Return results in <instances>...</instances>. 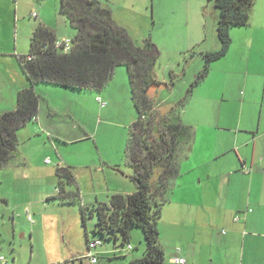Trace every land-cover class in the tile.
<instances>
[{"label":"rangeland","instance_id":"obj_1","mask_svg":"<svg viewBox=\"0 0 264 264\" xmlns=\"http://www.w3.org/2000/svg\"><path fill=\"white\" fill-rule=\"evenodd\" d=\"M101 1L110 6L114 20L127 29L137 44L150 41L149 45L156 49L152 66L144 76L146 93L158 109L157 120L162 119L166 112L175 121L186 118L185 111L192 117L203 99L214 97L225 98L223 112L242 108L240 101L245 91L241 89L236 75L225 71L232 58L212 62L208 74L199 80L206 63L204 52L216 50L215 43L219 39L216 10L220 9L215 0ZM59 3V0H0V47L4 52H11L0 59L4 67L12 70L9 86H15L19 76L20 84L25 82L28 86L30 83L19 57L30 53L32 36L39 25L52 27L59 38L76 33L67 17L60 12ZM32 11H37L39 17H31ZM35 88L40 96L38 116L42 121V127H38L39 134L34 136L38 145L34 144V139L28 138L27 127L20 128L16 155L0 170V256H9L2 243L11 245L10 240L2 237V232L18 245H24L30 256L33 245L31 229H37L38 238L51 244V247L40 248L38 240L35 250L52 257V251L65 253L66 256L73 255V252L87 253L86 228L95 235L94 238L104 239L99 247L114 249V238H106L94 231L97 216L92 208L102 201H97L96 195L100 199L107 197L95 193V189H101L105 181L101 156L105 161L122 159L126 154L132 122L140 117L132 99L128 67L126 64L117 66L107 86L100 91L49 82H39ZM226 91L227 96H232H225ZM249 107L252 108V105ZM198 111H203L202 107ZM33 148L46 150L38 153L40 168L31 169L28 161L23 164L24 154H27V160L36 156L37 153L34 157L28 156ZM45 156L53 163L45 165L42 159ZM61 158L67 166H71L75 184H59L57 168L67 167L59 166ZM94 165L96 171L87 170ZM126 167L124 172L132 171L130 165ZM24 172H28V178H25ZM96 173L99 177L93 181ZM83 176L87 179V188L77 185L79 180L76 177L81 179ZM102 176L103 179L100 178ZM128 179L136 186L132 176ZM126 186L133 191V185ZM79 188L83 191V199L66 195L73 192L79 194ZM45 192L51 195L46 196ZM27 196L34 200L23 202ZM4 197L9 200H3ZM161 223L160 219L159 229ZM129 243L142 254L146 241L141 227L132 228L129 241L120 235L115 248L124 255L120 257L126 258L134 251L127 249ZM176 248L179 249L178 246ZM77 253L74 256H78ZM98 256L100 260L107 258Z\"/></svg>","mask_w":264,"mask_h":264},{"label":"crops","instance_id":"obj_2","mask_svg":"<svg viewBox=\"0 0 264 264\" xmlns=\"http://www.w3.org/2000/svg\"><path fill=\"white\" fill-rule=\"evenodd\" d=\"M216 14L218 22L220 11L216 10ZM231 38L229 52L222 58H232L225 71L236 75L241 89L245 91L239 111L223 112L225 98L215 97L203 99L202 104L195 103L201 105L196 106L192 117L185 111L186 118L176 121L168 112L157 120L158 109L152 101L149 111L146 110L147 119L159 126L153 130L155 135L148 139L147 147L161 154L152 165L150 182L154 197L162 202L159 243L164 250L165 264H264V0H254L248 25L233 26ZM220 46L221 42L217 39L215 49ZM10 54L0 47V57ZM1 61L0 114L16 107L18 92L27 86L25 82L20 84V76L15 86H9L12 70L4 67ZM147 97L149 101L152 98ZM251 105L252 108L249 107ZM201 107L203 111L199 112ZM30 122L25 127L28 138L33 140L39 134L42 121L38 116ZM34 144L38 145L35 139ZM53 146H56L55 141ZM33 149L29 150L31 153L28 156L34 157L37 153L36 156L27 160V154H24L23 164L28 161L31 169L40 168L38 153L46 150ZM147 149L142 152L143 155L147 154ZM46 157L42 158L45 165L53 163L52 160L47 162L49 157ZM101 160L105 181L101 189H95V183L93 189L95 193L107 197L100 199L96 195L97 201L102 200L98 203H108L113 194L136 191L137 186L128 179L134 170L129 163L127 147L122 159L105 161L101 156ZM157 160L159 162L155 165ZM61 165L67 166L62 158ZM125 165H130L132 171L124 172ZM67 167L70 169L71 166ZM87 170L96 171V167L89 166ZM24 176L28 178V172H24ZM98 177L96 173L93 181ZM76 178L78 186L87 188L85 176ZM126 184L133 185V191ZM79 189L78 198L83 199V191ZM45 195L51 194L45 192ZM3 200L9 199L4 197ZM32 200L33 197L27 196L23 202ZM36 230L30 231L33 244L30 256L24 245H18L2 232V237L10 240L11 245L1 242L9 256L2 254L5 260L0 264H129L144 253V250L142 254L134 250L131 244L130 250L134 251L126 255L128 258L120 257L124 255L115 249L118 245L116 240L114 249L99 245L93 249L97 256L107 257L100 260L98 256L96 263L87 253L73 252V255L66 256L65 253L52 251V257L35 250L40 240ZM86 233L88 239L96 240L88 228ZM39 247H51V244L40 240ZM76 253L78 256H74ZM174 257L184 258L185 261L176 262Z\"/></svg>","mask_w":264,"mask_h":264},{"label":"trees","instance_id":"obj_3","mask_svg":"<svg viewBox=\"0 0 264 264\" xmlns=\"http://www.w3.org/2000/svg\"><path fill=\"white\" fill-rule=\"evenodd\" d=\"M59 2L60 12L76 30L74 35L66 36L71 37L72 48L65 52L56 47L59 37L52 27L41 24L34 31L30 53L19 57L30 83L18 92L16 107L0 114V170L16 155L18 130L38 116L40 96L35 88L37 83L49 82L100 91L113 77L115 68L126 64L133 99L140 113V117L131 125L127 145L129 163L134 170L132 179L137 189L129 194H113L108 203L94 206L92 212L97 216L94 231L115 240L121 235L125 241H129L132 228L139 226L143 229L146 247L143 255L129 264H165L164 250L159 243L162 202L154 197L150 182L152 165L161 154L147 147L148 139L155 135L153 130L159 126L147 119L145 111H149L152 103L147 97L144 74L152 66L156 49L149 45L150 41L137 44L127 29L114 20L110 6L101 0ZM253 3L254 0H215V5L220 9L217 25L221 46L204 52L206 63L199 80L208 74L212 62L228 54L232 42L231 28L248 25ZM146 148L148 152L143 155ZM57 174L61 186L76 181L68 167H58ZM66 195L79 197L77 192ZM84 206L83 213L86 211ZM87 242L89 245L91 239Z\"/></svg>","mask_w":264,"mask_h":264},{"label":"built area","instance_id":"obj_4","mask_svg":"<svg viewBox=\"0 0 264 264\" xmlns=\"http://www.w3.org/2000/svg\"><path fill=\"white\" fill-rule=\"evenodd\" d=\"M31 17L38 18L39 17V13L37 11H32L31 12ZM56 47L62 48L65 52L70 51L71 48H72V39H71V37H64V38H61V39L59 38L56 41ZM28 58L31 59L32 56H28ZM46 161L50 163L51 159L47 158ZM101 243H102V240L96 239V240L91 241L89 243V245H88L89 248H88L87 256L92 260L93 263H96L98 261V256L94 253L93 249L96 248ZM127 249L128 250L132 249V245H128ZM4 260H5V257L3 255H1L0 256V263H2ZM173 260L176 261V262H180V263H183L185 261L184 258H176V257H174ZM49 264H60V263L56 262V263H49Z\"/></svg>","mask_w":264,"mask_h":264}]
</instances>
